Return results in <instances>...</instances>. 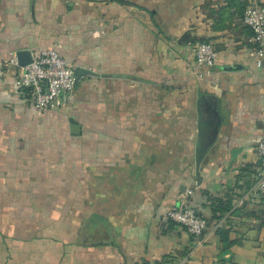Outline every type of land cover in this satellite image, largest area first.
<instances>
[{"label": "crops", "instance_id": "1", "mask_svg": "<svg viewBox=\"0 0 264 264\" xmlns=\"http://www.w3.org/2000/svg\"><path fill=\"white\" fill-rule=\"evenodd\" d=\"M253 1L0 0L1 59L55 48L88 70L59 110L34 108L12 72L0 85V264H264ZM202 41L219 52L205 76ZM199 101L217 123L200 182ZM188 189L199 237L166 216Z\"/></svg>", "mask_w": 264, "mask_h": 264}, {"label": "built area", "instance_id": "2", "mask_svg": "<svg viewBox=\"0 0 264 264\" xmlns=\"http://www.w3.org/2000/svg\"><path fill=\"white\" fill-rule=\"evenodd\" d=\"M243 23L251 28V42L255 48L250 52L254 67L264 71V3L253 1L244 11ZM219 59V52L212 42L202 41L195 46L193 69L200 76L211 73ZM12 72L15 89L38 110H59L67 106L77 90L79 79L73 64L55 48L42 49L33 54V60L21 66L16 53L6 59L0 58V85ZM260 171L256 189L264 193V139L256 147ZM194 189L166 214L167 219L185 228L191 235L202 236L208 229V221L192 199Z\"/></svg>", "mask_w": 264, "mask_h": 264}, {"label": "water", "instance_id": "3", "mask_svg": "<svg viewBox=\"0 0 264 264\" xmlns=\"http://www.w3.org/2000/svg\"><path fill=\"white\" fill-rule=\"evenodd\" d=\"M19 64L24 66L30 63L33 60V54L30 50H19L17 53ZM88 70L80 69L78 71V79L87 74ZM199 119H198V133H197V142H196V168H197V177L200 182L201 172L200 167L205 158L207 149L211 142L212 131L217 126L215 117L207 118L203 110V105L199 101L198 105ZM73 133L77 134L79 132V126L73 125Z\"/></svg>", "mask_w": 264, "mask_h": 264}, {"label": "trees", "instance_id": "4", "mask_svg": "<svg viewBox=\"0 0 264 264\" xmlns=\"http://www.w3.org/2000/svg\"><path fill=\"white\" fill-rule=\"evenodd\" d=\"M156 264H163V263H161V262H158V263H156Z\"/></svg>", "mask_w": 264, "mask_h": 264}]
</instances>
